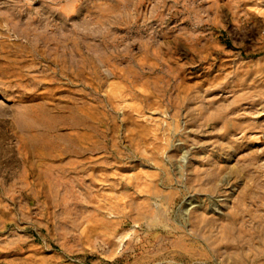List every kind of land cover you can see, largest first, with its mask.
<instances>
[{
	"label": "rangeland",
	"instance_id": "1",
	"mask_svg": "<svg viewBox=\"0 0 264 264\" xmlns=\"http://www.w3.org/2000/svg\"><path fill=\"white\" fill-rule=\"evenodd\" d=\"M0 264H264V0H0Z\"/></svg>",
	"mask_w": 264,
	"mask_h": 264
}]
</instances>
